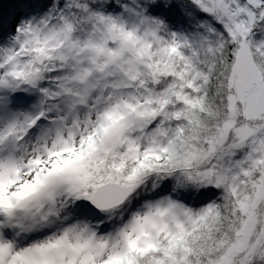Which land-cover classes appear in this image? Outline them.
<instances>
[{
  "label": "snow or ice",
  "instance_id": "snow-or-ice-1",
  "mask_svg": "<svg viewBox=\"0 0 264 264\" xmlns=\"http://www.w3.org/2000/svg\"><path fill=\"white\" fill-rule=\"evenodd\" d=\"M0 264H264V0H0Z\"/></svg>",
  "mask_w": 264,
  "mask_h": 264
}]
</instances>
